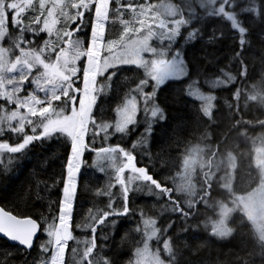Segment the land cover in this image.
I'll list each match as a JSON object with an SVG mask.
<instances>
[{
	"label": "snow or ice",
	"instance_id": "obj_1",
	"mask_svg": "<svg viewBox=\"0 0 264 264\" xmlns=\"http://www.w3.org/2000/svg\"><path fill=\"white\" fill-rule=\"evenodd\" d=\"M150 5L149 0H0V101L4 102L0 103V153L24 159L29 158L30 146L38 149L30 158L31 168L21 173L23 179L17 177L20 183L15 192L11 185L4 189L9 177L0 181V194H12L8 203L27 196L23 208L16 204L10 209L8 203H0V264H67L66 246L75 239L69 225L80 197L78 183L83 180V191H88V168L108 176L105 189L96 192L108 200L93 217V235L83 242V250L71 249L74 259L77 264H120L125 259L117 241L124 228L121 221L133 214L130 193L146 185L156 192L166 187L149 167L159 141L154 133L169 127L173 100L193 78L188 73L183 81L174 79L184 71L175 61L188 62L185 49L169 51L162 46L154 50ZM115 21L121 29L112 38L106 32ZM196 48L194 42L189 53L193 60ZM127 65L142 69L143 74L136 76L134 88L122 85L121 79L117 82L114 120H105L103 105L98 118V101L112 93L113 77ZM97 77L103 79L98 82ZM119 87L128 89L122 103ZM140 103L143 119L137 118ZM141 124L139 139L126 143ZM112 137L116 143L110 144ZM145 141L147 146L137 152ZM46 148L47 154L41 155ZM87 153H95L91 165ZM103 160L109 161L111 172L98 163ZM33 169L46 178L39 179ZM113 181L119 185L117 193L111 191ZM33 184L39 191L26 192V186ZM41 191L55 197L48 198V211L58 224L49 223L42 211ZM36 201L41 202L39 206ZM149 222L157 224L156 219L145 223ZM173 223L169 217L159 228L163 231ZM96 225L111 228L97 239Z\"/></svg>",
	"mask_w": 264,
	"mask_h": 264
},
{
	"label": "trees",
	"instance_id": "obj_2",
	"mask_svg": "<svg viewBox=\"0 0 264 264\" xmlns=\"http://www.w3.org/2000/svg\"><path fill=\"white\" fill-rule=\"evenodd\" d=\"M169 1L183 8L187 0ZM236 1L227 0L226 9L221 12H198L192 17L187 14L192 23L182 28L177 37V47L185 49L187 66L193 78L183 87L182 95H177L173 100L168 112L171 117L169 127L161 133H154L159 141L149 160V167L166 187L156 192L152 185H146L141 192L130 193L129 207L133 214L121 221L124 228L121 229V239L117 241L119 250L125 252V259L120 264H134V255L143 245L146 234L144 220L156 219L157 226L160 227L161 222H167L169 217L173 218L174 223L163 231L160 229V232L171 241V264H264V242L258 238L252 225L242 214L236 215L232 220L233 233L228 240H219L215 236L211 223L217 217V205L221 202L228 203L232 199L229 192L222 189L219 177L213 181L206 178L207 183L197 184V196L192 207L185 204L187 197L184 196V199L179 195L176 183L186 155L196 146L214 151V157L222 154L235 156L233 186L236 195H246L262 182L261 171L254 158V145L256 140L264 138V0H257L256 5L248 1H243L239 6L230 5ZM230 15L234 20L229 18ZM125 18L129 19L130 16ZM119 30L111 29L108 36L114 38ZM194 42L197 43V48L193 60L189 53ZM139 75L142 72L138 69L125 68L117 72L111 98L102 99L97 106L98 118L101 105L104 106V118L113 117L112 112L118 99L117 82L121 79L122 85L130 84L135 87L133 83ZM213 83H217V86L211 87ZM193 87L216 96L211 119L203 114L201 104L189 96ZM119 91L122 103L128 89L119 87ZM176 91L179 92V89ZM254 97H258L260 101L253 102ZM140 128L142 126L138 125L136 131L130 133L126 143L134 138L139 139L136 134ZM30 148L32 151L28 153L29 158L24 159L14 158L19 154L4 153L0 164V181H6L9 177L4 189L11 185L12 192H15L20 179H23L21 173H26L27 168H31L30 158L38 149L37 146ZM47 152V148L43 149L41 155ZM94 157L95 153L86 154L89 165ZM207 158L210 159L208 155ZM145 162H148L147 158ZM17 166H21L19 170ZM33 171L38 173L39 179L46 178L40 170ZM87 178L88 191H83V180L78 183L80 197L75 202L71 223L75 239L69 241L66 249L67 264H77L71 249L79 247L83 250V242L93 235L90 231L94 223L93 217L104 210L108 200L106 195H96L97 190L103 191L108 183L104 172L88 168ZM42 187L41 184L40 188ZM25 190H31L33 194L39 191L35 184L31 188L26 186ZM111 191L117 193L119 185H113ZM40 195L45 197L42 211L48 217V222L58 224V219L54 220L52 213L48 211V198L55 197L42 191ZM11 200V192L7 195L0 194V203ZM26 200L27 196L8 203L7 207L11 209L18 204L23 208ZM40 203L36 201L35 206ZM96 227L97 239L101 237L102 231H110L111 228H104L103 225ZM40 235L46 238L43 232Z\"/></svg>",
	"mask_w": 264,
	"mask_h": 264
},
{
	"label": "rangeland",
	"instance_id": "obj_3",
	"mask_svg": "<svg viewBox=\"0 0 264 264\" xmlns=\"http://www.w3.org/2000/svg\"><path fill=\"white\" fill-rule=\"evenodd\" d=\"M243 1L255 3V5L257 4V0H237L235 3H230V5L233 4L239 6L241 3H243ZM145 2H147V0H145ZM149 2L151 3L150 7L153 10L152 16L154 17V20L152 23L155 24V27L152 29V39L150 43L155 46L154 50L156 51H159L162 46L169 51H174L175 47H177V37L180 34L182 28L189 26L192 23V19H188L187 14L191 17L198 12L202 14H213L215 12H221L225 10L227 5V0H187L185 1L183 8H180L179 5H176L174 2L169 0H149ZM253 11L255 12V10ZM247 12L252 14V12L249 10ZM229 18L234 20L232 15H230ZM129 19H131V17ZM57 27H59V24ZM118 28L121 29L119 21L110 23L109 30L106 32V35H109L111 29L116 31ZM52 39H55V37ZM143 55L145 58H147V54ZM175 62L180 63L184 70L181 75L174 77V79L181 81L184 79V76L189 73V69L187 63L179 60ZM123 67V69H136L134 65H127ZM138 70H140L143 74L142 69ZM102 79V77H97L98 82H100ZM115 81L116 77L114 76L112 88H114ZM216 86L217 83H213L211 85V87ZM132 88H134V86H132ZM111 95L112 93L107 98H111ZM189 96L201 104V110L203 114L207 118L211 119L215 110L216 96L213 93L205 92L198 87H193L189 92ZM102 99H104V97L100 98L98 104ZM252 101L258 102L260 99H258V97H254ZM9 107L11 108L13 106ZM138 107L141 110L138 112L137 118L143 119L145 115L142 111L143 104L140 103ZM112 115L113 117L111 119L114 120V111L112 112ZM161 119H163L162 114ZM141 126L143 127L142 124ZM114 140L115 137H112L108 143H116ZM98 146H100L99 142L97 144V147ZM141 146L146 147L147 142L145 141L144 145H139L137 152H139ZM254 146V158L256 165L261 171L262 182L258 187L246 195H236L234 192L233 179L234 170L236 167V158L233 155L222 154L214 157L215 154H212L214 151L210 149H205V147L201 146L192 147L186 155L183 165L181 166L180 173L178 174V180L176 181L178 186L177 191L184 199V196L187 197L184 202L189 207H192V202L194 199H196V189L198 188L197 184L200 182L207 183V180L213 181V179L217 177L220 178V181L223 184L222 189L229 192V194L232 196V199H229L228 203L221 202V204L217 205V217L211 223L215 236L219 240L224 241L231 237L233 233L231 222L236 215L242 214L250 222L258 238L264 242V138L256 140ZM207 155L210 157V159L207 158ZM3 157L4 153H0V164L3 161ZM146 158L147 157H145V160ZM98 163L100 166L104 167L107 172H111L109 161L103 160L98 161ZM108 179L109 178L107 176V180ZM113 185L115 186L114 181ZM146 221L150 220L143 221V227L146 230V234L143 245L136 251L134 255V264H171L170 259L173 255L171 241L166 237L165 234L160 232V228L157 226V224L152 222L146 224ZM71 223L72 219L69 225L70 231Z\"/></svg>",
	"mask_w": 264,
	"mask_h": 264
},
{
	"label": "water",
	"instance_id": "obj_4",
	"mask_svg": "<svg viewBox=\"0 0 264 264\" xmlns=\"http://www.w3.org/2000/svg\"><path fill=\"white\" fill-rule=\"evenodd\" d=\"M41 234V233H40ZM0 239H3V238H0ZM8 243H10L11 244V242H8Z\"/></svg>",
	"mask_w": 264,
	"mask_h": 264
}]
</instances>
